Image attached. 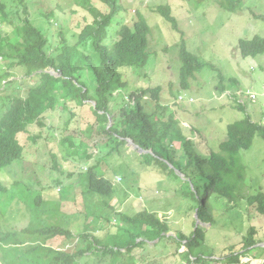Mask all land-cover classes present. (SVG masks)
I'll list each match as a JSON object with an SVG mask.
<instances>
[{
  "label": "rangeland",
  "instance_id": "374dc122",
  "mask_svg": "<svg viewBox=\"0 0 264 264\" xmlns=\"http://www.w3.org/2000/svg\"><path fill=\"white\" fill-rule=\"evenodd\" d=\"M24 1L29 17L23 14L20 5L0 0L7 14L0 21L1 36L11 40L27 17L30 24L48 39L45 48L48 55L54 57L59 54L60 34L68 45L77 42L83 19L89 14L74 6V0ZM222 1L120 0L122 10L108 29V42L112 43L116 40V22L132 25L136 12L142 13L152 31L147 50L149 58L147 65L139 69L141 75H137V71H123L128 92L161 86L160 103L176 114L184 137L191 140L194 152L202 156L209 150L217 151L218 145L225 140L228 124L248 115L254 122L264 125V55L242 58L237 50L239 39L264 38V0H241V12L237 14L221 9L219 4ZM91 3L99 12H105L99 1L92 0ZM164 4L170 5L172 16L184 33L188 50L207 64L190 81V89L181 92L183 100L178 98L179 103L174 96L179 93V34L155 13V8ZM7 66L8 62L0 59V76L6 71L9 75L8 78H0V92L4 82H8L5 96L23 97L33 85L32 81L24 69L14 67L9 70ZM49 73L58 76L54 71ZM218 73L225 79L224 93L217 90ZM78 77L94 97L95 81L91 73L84 70ZM229 79H236L237 86H230ZM251 94L256 99H252ZM127 95V92L122 94L123 100L116 95L110 102L112 115L109 125L114 119L121 118L120 107H127ZM1 100L3 98L0 97ZM65 101L68 100L60 101L54 110L44 113L39 125L32 124L17 135L24 147L23 156L0 171L1 184L14 189L17 194L8 207L0 211V238L15 234L0 242V264H17V258L36 245L64 250L80 246L76 240L47 239L23 233L24 229L57 225L77 233L82 232L86 224H93L94 227L102 226L96 235L105 237L119 232L120 215L131 217L142 210L164 219L170 228L167 235L173 237L177 233L189 235L196 227L204 228L202 251L211 256L210 261H216L205 264H264V218L256 213L254 206H248L244 201L233 206L224 200H215L214 204H208L214 223L199 221L191 208L192 202L184 195L186 187L180 181L156 164L143 163L130 141L113 150L114 141L98 130L90 107L92 103L80 107L74 101ZM140 102L146 111L153 110L154 103L148 95ZM237 102L242 103L243 111L238 109ZM3 105L0 116L5 111L7 100ZM64 138H68L71 144ZM176 147L178 159L182 150L179 144ZM241 158L246 166L242 191L248 194L264 192V140L256 135L252 146L242 151ZM91 167L113 185L110 207H104L102 199L82 193L85 191L83 177ZM174 173L183 178L178 171ZM116 177H120L119 182H116ZM38 194L44 198L39 209L23 200ZM89 215V219L94 216L91 223L84 221ZM251 226L258 231L255 247L263 251L252 247L247 255L239 256L238 262L231 261V255L242 254L241 240ZM185 251L186 248L179 247L175 241L162 239L148 242L132 255L134 264H187L180 256ZM127 258L126 262H129ZM110 261V258H101L83 264H111Z\"/></svg>",
  "mask_w": 264,
  "mask_h": 264
},
{
  "label": "trees",
  "instance_id": "16d2710c",
  "mask_svg": "<svg viewBox=\"0 0 264 264\" xmlns=\"http://www.w3.org/2000/svg\"><path fill=\"white\" fill-rule=\"evenodd\" d=\"M12 1L23 6V14L29 17L24 0ZM91 1L74 0L73 5L87 12L89 17L83 19L74 45H68L60 34V52L54 57L45 51L48 39L30 24L27 17L22 20L23 25L11 40L0 35V59L8 62L9 70L14 67L24 69L26 76L33 83L23 97L5 96L8 82H4V88L0 92V97L3 98L2 102L0 101L2 110L3 103L7 100L5 111L0 116V171L21 160L24 147L19 143L17 135L25 132L32 124L39 125L44 113L54 110L62 100H68L65 101L67 103L74 101L80 107L90 102L98 130L109 140L114 141L113 150L130 141L136 146L135 151L143 163L156 164L158 168L171 173L186 187L184 195L192 202L191 208L193 207L199 221L214 223L209 205L214 204L215 200H224L233 206L244 201L248 206H254L256 213L264 218V192L248 194L242 191L246 166L241 158L242 151L252 146L256 135L264 140V125L254 122L246 115L244 119L226 126L225 140L218 145L217 151L209 150L205 156L196 154L193 143L185 138L180 130L176 114L170 111L168 106L160 103L161 86L133 89L128 92L129 86L123 78V71H137V75H141L139 69L147 65L149 58L147 50L152 31L142 13L136 12L132 25L117 21L116 40L109 43L108 29L122 10L120 0H97L105 7L104 13L99 12ZM240 2L241 0H224L219 6L225 11L237 13L241 11ZM155 13L179 34L178 58L181 63L179 93L174 94L176 103H179L178 97L183 96L181 92L190 89V81L194 80L207 64L188 50L184 33L178 27L176 18L172 16L169 4L157 6ZM6 17L5 5L0 4V21ZM237 50L242 58L264 55V38L254 36L250 40L239 39ZM50 70L56 72L58 76L50 74ZM84 70L90 72L95 81L94 97L89 94L78 77ZM8 77L7 71L0 76ZM224 80L218 73L217 90L220 93L226 91ZM237 84L236 79H229L230 86L235 87ZM126 92L127 107H120L121 118L114 117L113 124L109 125L112 115L110 102L116 95L121 97ZM146 95L154 103L151 112L146 111L140 102ZM241 104L238 103L237 107L243 111ZM68 123L69 121L66 125ZM64 139L71 144L68 138ZM178 144L182 153L176 159ZM53 166L56 167L55 164ZM174 171L182 174L183 178L178 177ZM85 175L83 195L86 193L98 197L103 200L104 207H110L109 199L114 194L112 183L98 175L93 167L88 169ZM16 197L14 189L3 186L0 182V211L7 208ZM23 200L33 208L39 209L44 198L38 194L30 198L24 197ZM90 216H85L84 221L91 223L94 216L89 219ZM119 221L121 223L119 232L105 237L96 235L102 230V226L94 227L93 224L89 226L86 224L83 231L77 233L57 225L36 230L24 229L23 233L40 235L47 239L76 240L80 246L73 250H64L36 245L18 257L17 264H83L101 258H110L111 264H134L132 254L136 250H142L148 242L162 239L173 240L179 247H185L186 251L180 256L187 264L216 262L210 261L211 256L205 255L202 251L205 232L202 227H196L189 235L177 233L176 237H173L167 235L170 232L167 222L147 210H142L131 217L120 215ZM257 235V229L254 226L249 227L241 240L242 254L231 255V261L238 262L239 256L251 252V248L258 244ZM8 236L15 234L0 238V242L7 240ZM254 250L263 251L260 247H255ZM126 256L130 263L126 262Z\"/></svg>",
  "mask_w": 264,
  "mask_h": 264
},
{
  "label": "clouds",
  "instance_id": "9594fccd",
  "mask_svg": "<svg viewBox=\"0 0 264 264\" xmlns=\"http://www.w3.org/2000/svg\"><path fill=\"white\" fill-rule=\"evenodd\" d=\"M9 1H11L12 3H16V4L19 6V3H18V2H13L12 0H9ZM223 1H224V0H223ZM223 1H222V2H223ZM24 2H25V1H24ZM222 2H220V3H222ZM19 7H20V6H19ZM21 7H23V6H21ZM26 7H27V6H26ZM219 7H220V6H219ZM27 10H28V9H27ZM239 12H241V11H239ZM239 12H237V13H239ZM237 13H234V14H237ZM28 14H29V13H28ZM51 22H52V21H51ZM20 27H21V26H20ZM20 27H19V29H20ZM2 37H5V36H2ZM50 71H51V70H50ZM252 95H253V94H251L250 97H251ZM179 97H182V96H179ZM179 97H178V98H179ZM252 99H256V96L254 95V98H252ZM182 100H183V98H182ZM182 100H181V101H182ZM135 148H136V146H135ZM118 178H120V177H116L115 180L118 179ZM116 182H119V181L116 180Z\"/></svg>",
  "mask_w": 264,
  "mask_h": 264
},
{
  "label": "built area",
  "instance_id": "2783aa9c",
  "mask_svg": "<svg viewBox=\"0 0 264 264\" xmlns=\"http://www.w3.org/2000/svg\"><path fill=\"white\" fill-rule=\"evenodd\" d=\"M251 98H254V95H252ZM179 100H182V97H179ZM117 180L120 181V178H118Z\"/></svg>",
  "mask_w": 264,
  "mask_h": 264
}]
</instances>
